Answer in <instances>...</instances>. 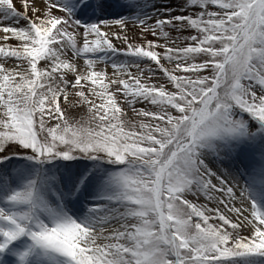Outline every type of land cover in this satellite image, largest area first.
Instances as JSON below:
<instances>
[{"label":"snow or ice","instance_id":"6c2138e0","mask_svg":"<svg viewBox=\"0 0 264 264\" xmlns=\"http://www.w3.org/2000/svg\"><path fill=\"white\" fill-rule=\"evenodd\" d=\"M0 264H264V0H0Z\"/></svg>","mask_w":264,"mask_h":264}]
</instances>
